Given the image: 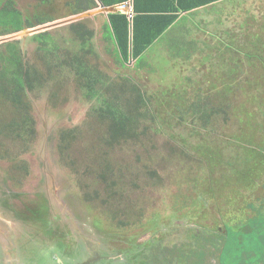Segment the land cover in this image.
<instances>
[{"label": "rangeland", "instance_id": "obj_1", "mask_svg": "<svg viewBox=\"0 0 264 264\" xmlns=\"http://www.w3.org/2000/svg\"><path fill=\"white\" fill-rule=\"evenodd\" d=\"M62 3L56 0L58 7ZM232 3L242 15L239 18L235 11L237 22H231L229 28L211 30V25L196 24L184 35L179 24L141 55L140 67L132 58L124 64L114 45L102 41L101 26L106 21L103 14H79L73 21L75 16L63 17L24 30L30 31L27 35L23 31L10 35L19 42L26 59L32 61L37 47L32 39L35 34L50 31L59 45L77 47L68 25L83 22L94 30L98 58L92 62L112 78L129 77L151 96L149 109L156 114L163 131L159 133L156 125L149 124L141 140L121 144L109 153L111 176L116 180L112 196H121L120 202L112 203L97 179L99 169L93 167L96 164L92 162L85 169L90 158L96 159L91 154L102 150L98 137L105 128L94 120L95 105L81 95L72 81L62 84L61 91L53 97L49 89L32 96L36 128L32 142L26 146L11 137L0 138V264H11L13 259L17 264L114 263L122 261L114 250L122 252L139 246L143 240L153 238L155 232L163 236L161 245L172 259V252L184 241L174 231L183 230L185 225L203 227L212 221L225 234L205 227L201 237L204 241L197 245V264H257L264 259V178L257 180L259 185L253 195L243 191L247 206L257 207L263 202L261 211L243 206L242 219L247 218L248 223L245 221L243 231H236L230 227L234 226L231 222L229 226L225 223L236 218L237 212L230 217L226 214L223 220L217 217L218 212H226L223 200L232 187L229 171L222 169L226 164L205 166L194 151L199 145V150L205 152L210 147L208 143L214 142L212 146L221 152L225 163L229 155L234 156L233 150L248 147L238 141L239 131H254V127L255 131H264L260 126L264 123V0ZM18 5L32 12L37 4L18 0ZM224 29L227 31L223 33ZM19 34L22 36H16ZM231 69L238 75H229ZM231 79L234 82L228 84ZM229 85L237 88L230 86L227 100L224 94L220 101L214 98L216 104L222 101L226 107L227 120L219 115L212 125L201 127L191 121L190 113L183 112L198 99V94L216 95ZM171 92L174 94L170 97ZM1 106L2 119H11L12 109ZM68 130H72L74 139L66 156H70L69 163H77L74 168L61 161L58 151L60 136ZM258 136L256 143L260 141ZM76 144L86 148L82 155L75 152L79 149L78 145L73 147ZM213 152L215 163L216 150ZM95 191L97 200L91 198ZM115 204L118 205L113 208ZM113 214L117 215L114 219ZM161 229L166 231L158 232ZM211 241L213 244L207 245ZM172 244L176 248L170 249Z\"/></svg>", "mask_w": 264, "mask_h": 264}, {"label": "trees", "instance_id": "obj_2", "mask_svg": "<svg viewBox=\"0 0 264 264\" xmlns=\"http://www.w3.org/2000/svg\"><path fill=\"white\" fill-rule=\"evenodd\" d=\"M30 1L37 4L32 12L21 9L18 0H0V38L34 29L63 17L75 16L93 10L98 7L97 1L103 7H117L128 0H62L63 3L60 7L56 5V0ZM54 1L55 3H53ZM155 1L157 0H133L131 19L116 11L109 13L107 20L101 26L102 41L114 45L115 52L124 64H127L129 58H132L136 62L135 66L140 67L141 64L138 62L141 55L171 28L180 11L188 12L219 0H164L169 3V7H154L152 9L144 7L148 2ZM130 24L132 28L131 51L129 48ZM68 30L72 36L73 44H76L77 47L69 48L63 44L59 45L54 33L44 31L35 34L32 38L37 43L35 57L32 61L26 59L17 40L0 43V107H4L1 106L4 104L13 111V117L9 120L2 119L0 113V138L11 137L14 141H22L21 145L28 146L36 135L35 119L31 113L32 96L36 97L38 92L49 89L52 93L51 97H53L61 91L62 84L72 81L81 95L95 105L92 107L94 120L105 128L104 134L98 137L102 150L100 153L93 152L91 154V156H96V159L92 161L90 158L85 169L90 168L92 162L95 163L96 166L93 165V167L99 169L97 179L107 192L106 198L111 197L112 203L120 202V195L112 196V187L115 186L116 180L111 176L112 168L108 164L109 153L121 144L141 140L147 135L149 124L156 125L159 133L163 131V127L158 125L156 114L149 109L151 96H147L139 85L127 76L112 78L92 62L98 58L93 42L94 30L83 22L70 23ZM106 46L108 47V45ZM231 74L238 75V72L231 69L229 75ZM233 82L231 79L228 84ZM230 86L237 88L234 85H229L225 89L217 91L216 95L208 97H203L201 93L198 94V99L189 103L183 112L190 113L191 121L199 123L198 125L201 127L212 125L219 115L223 116L222 120H227L226 107L222 101L216 104L214 98L217 96L220 101V96L224 94L227 100ZM262 88L264 96V86ZM173 94L171 92L170 97ZM203 100H205L204 104L200 105ZM262 115L264 116L263 113ZM179 122L185 125L184 121ZM250 124L252 125L251 121ZM260 126L264 128V123ZM71 132L69 130L62 132L58 141V151L62 159L60 160L74 168L77 163H69L72 162L70 156H66L68 147L73 145V141L70 142L74 139ZM238 133V141L248 144V147L241 146L240 150H233L234 156L229 155L225 163L222 162L223 159L221 160V152L217 147L212 146L214 142H209L210 145L207 144L210 147L205 152L199 150V145L194 150L205 166L217 167L226 164L222 169H226L230 174L229 185L232 187L229 193L234 196L232 202L241 191L252 194L259 185L257 180L264 178V131H255L254 127V131H244V133L239 131ZM257 134L258 137L261 135L258 143H256ZM77 145L79 149L77 147L75 152L82 155L86 148L80 144L73 147ZM228 146L232 147L233 145L229 144ZM213 149L216 150L215 163L212 162ZM25 150L26 148L22 151ZM1 158L3 157L0 156ZM22 170L26 172V167H22ZM224 176L227 177L225 174ZM86 196L88 195L86 194ZM91 198L97 199L96 191ZM218 199L221 198L216 197V200ZM231 213L234 211L231 210ZM121 214L125 217V211H122ZM116 217V214L111 216L112 219ZM241 220L243 222V219ZM232 222L236 224V222ZM122 224L126 225V223ZM242 225L245 226L246 222ZM139 249V246L125 249L126 255L133 256L134 251Z\"/></svg>", "mask_w": 264, "mask_h": 264}, {"label": "flooded vegetation", "instance_id": "obj_3", "mask_svg": "<svg viewBox=\"0 0 264 264\" xmlns=\"http://www.w3.org/2000/svg\"><path fill=\"white\" fill-rule=\"evenodd\" d=\"M255 191V190H254ZM253 191V192H254ZM229 192H226L225 194V203L224 206L225 208V213H217L218 220H223V218L226 216V214L230 217L232 214L237 212V217L236 218H229L227 220L226 225L231 222L234 226H230L231 228L235 229L236 231H243L245 229V226L242 224L247 220V218L242 220V215H243V206H247V204L244 203L245 199V193L241 191L238 197L235 198L234 202H230L229 199L231 198V194ZM249 194V193H247ZM251 194V193H250ZM249 194V195H250ZM212 195V194H211ZM253 195V193L251 194ZM213 196V195H212ZM97 200V199H95ZM237 200V201H236ZM261 205H263V202L261 201V204L259 206H254V205H248L250 209H254L255 212H260L261 211ZM228 207V208H227ZM234 211V213L230 214V211ZM216 211V210H215ZM232 221L236 222L234 224ZM239 223V224H237ZM210 225L206 226H196L192 225L189 228L185 225L183 227V230H177L174 231L177 236L180 238L184 239L183 242H180L182 245L177 248L178 250L172 252L175 256L172 259H169L168 256V249L166 250L161 244L164 242L163 236H159L158 233H154L153 238H148L147 240H143L141 244L139 245L140 249L137 251H134L133 256H128L126 255V251L119 252V250H114V252L119 253V258L122 261H113L110 260H105L102 263L103 264H197L198 263V256H197V245L200 242H203L204 239L202 237V232L205 229V227H213L214 230L213 232L217 234H225V231L222 230L221 228H216L214 225L215 222L212 221L209 223ZM229 226V225H228ZM237 227V228H236ZM194 228V230H192ZM225 229V228H224ZM157 231V230H156ZM166 229H161L158 232L164 233ZM213 234V233H212ZM187 236L186 240L185 237ZM181 241V240H179ZM213 244V241L208 243L207 245ZM175 246H171L170 249L174 248ZM176 248V247H175ZM125 256V259H124ZM124 259V260H123ZM11 261V264H17L16 261ZM78 264H85L79 262ZM87 264V263H86ZM257 264H264V259L261 262H258Z\"/></svg>", "mask_w": 264, "mask_h": 264}, {"label": "crops", "instance_id": "obj_4", "mask_svg": "<svg viewBox=\"0 0 264 264\" xmlns=\"http://www.w3.org/2000/svg\"><path fill=\"white\" fill-rule=\"evenodd\" d=\"M233 1L235 2V0H219L217 2H214V3L208 4V5L190 10L188 12L180 11L178 13V18L176 19V21L174 22V24L172 25L171 28H173L179 24L182 25V27H183L182 29L185 33L184 35H186L187 33H190V29L194 28L196 24L199 25L200 27H202L203 25H206V24L211 25V26H209V28H211V30L219 29L222 31V29H220V28H223V27L229 28L231 22L232 23L237 22V18L235 17V11H236L239 18H241V15H242V14L241 15L238 14V6H233V3H232ZM238 1L239 0H237V2ZM127 2L131 3V7H132L133 0H128ZM97 3H98V7H99L100 3L98 1H97ZM235 4H237V3H235ZM169 6H170L169 3H167L166 1L157 0L155 2H148V4H146L144 7L152 9L154 7L159 8V7H169ZM147 11H153V10H147ZM99 14L105 15L106 20H107V15L109 13H106V12L96 13V15H99ZM263 18H264V16H263ZM226 31L227 30L224 29L223 33ZM130 35H132L131 24L129 27V36Z\"/></svg>", "mask_w": 264, "mask_h": 264}, {"label": "bare ground", "instance_id": "obj_5", "mask_svg": "<svg viewBox=\"0 0 264 264\" xmlns=\"http://www.w3.org/2000/svg\"><path fill=\"white\" fill-rule=\"evenodd\" d=\"M124 4L126 5V10H123L122 7H121ZM101 7H103V6L100 4L99 8L101 9ZM105 8H109V7H105ZM113 8H115L116 11L120 12L121 14L126 15L128 19H131L132 16H133V10H132V7H131V3L125 2V3H122V4L118 5L117 7H113ZM87 12H89V11H87ZM87 12H85V13H87ZM85 13H82L81 15H83ZM76 17H78V16H75L72 19H75ZM129 48H130V51H131V39H130V43H129Z\"/></svg>", "mask_w": 264, "mask_h": 264}, {"label": "water", "instance_id": "obj_6", "mask_svg": "<svg viewBox=\"0 0 264 264\" xmlns=\"http://www.w3.org/2000/svg\"><path fill=\"white\" fill-rule=\"evenodd\" d=\"M97 12L114 13V12H116V9L113 8V7H109V8L101 7V9L99 11H94L92 13H90V12L85 13V16L86 15H91V14L93 15V14H96ZM77 18L78 17H76V19ZM72 20H75V19H72ZM31 32H34V31H31ZM27 33H30V31H28V32L23 31V35H27ZM20 35L22 36V34H19V35H16V36H20ZM14 38H15L14 36H10V37H7V38L0 39V43L8 41V40H12ZM130 39H131V35H130Z\"/></svg>", "mask_w": 264, "mask_h": 264}, {"label": "built area", "instance_id": "obj_7", "mask_svg": "<svg viewBox=\"0 0 264 264\" xmlns=\"http://www.w3.org/2000/svg\"><path fill=\"white\" fill-rule=\"evenodd\" d=\"M121 7H122L123 10H126V5L125 4L122 5Z\"/></svg>", "mask_w": 264, "mask_h": 264}]
</instances>
